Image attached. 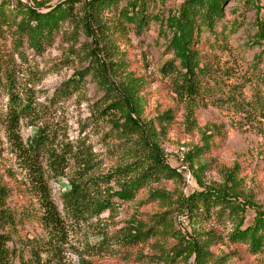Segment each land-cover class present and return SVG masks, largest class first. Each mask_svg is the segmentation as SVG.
I'll use <instances>...</instances> for the list:
<instances>
[{
	"label": "rangeland",
	"instance_id": "rangeland-1",
	"mask_svg": "<svg viewBox=\"0 0 264 264\" xmlns=\"http://www.w3.org/2000/svg\"><path fill=\"white\" fill-rule=\"evenodd\" d=\"M1 1L11 9L18 0ZM36 1L44 4L41 11H47L62 0ZM84 1H76L78 11ZM251 1L264 8V0ZM182 2L151 0L149 10L166 16ZM223 11L217 38L204 35L198 46L208 77L204 99L192 111L174 98L160 74L172 56L159 23H150L138 37L114 33L105 20V27L92 26L91 37L64 26L62 33L68 35L40 55L26 50L24 60L17 59L15 92L21 103H32L33 109L19 119L13 135L0 126V179L11 190L10 207L30 205L29 196L22 192L30 185L21 155L38 133L48 134L54 149L66 144L86 147L96 175L145 165L142 142L150 140L173 172L171 178L159 177L139 190L132 201L113 199L112 211L73 222L61 204V195L68 191L66 177L55 180L45 170L50 199L64 224L58 264H264V251L249 254L245 245L231 241L232 221L222 219L216 209L204 216L187 204L190 194L213 189L264 211V119L254 120L242 111L256 96L264 97L259 81L264 77V57L256 61L260 49L252 43L256 8L245 6L243 0H230ZM91 51L100 63L97 68ZM98 69L106 85L98 79ZM79 76L83 77L81 87L55 100L60 87ZM130 81L137 92L132 104L139 108L132 117L143 131L141 137L118 128L123 121L113 125L110 116L99 115L112 102V94H120ZM6 104V95L1 94L0 111L5 112ZM66 174L70 176L71 170ZM252 217L248 209L244 226ZM135 230L144 232V239L130 244L123 236L129 231L136 234ZM14 236L45 238L34 222L20 224Z\"/></svg>",
	"mask_w": 264,
	"mask_h": 264
},
{
	"label": "trees",
	"instance_id": "trees-1",
	"mask_svg": "<svg viewBox=\"0 0 264 264\" xmlns=\"http://www.w3.org/2000/svg\"><path fill=\"white\" fill-rule=\"evenodd\" d=\"M27 1H32L33 5L18 0L11 9L5 1L0 2V95L5 94L7 98L5 112L0 111V126L12 135L23 114L33 109L32 103H21L15 92L17 59L23 61L26 50L40 55L56 39L68 35L62 33L64 26H71L74 32L81 29L91 37L92 26H106L102 24L103 20L114 28V33H132L137 37L150 23H159L166 50L172 56L160 68V74L167 79L174 98L192 111L204 99L205 78L208 77L206 67L201 65L198 46L204 35L215 37L217 26L224 19L223 6L230 0H183L177 9L168 10L166 16L149 10L151 0H87L82 3L80 11L75 7L77 0L59 1L47 11H41L42 2ZM243 3L256 8L252 43L260 49L256 57L258 61L260 56L264 57V8L251 0H243ZM91 59L97 68L100 63L93 51ZM97 77L106 85L103 71L98 69ZM82 80L83 77L79 76L75 82L65 83L56 93L55 100L70 96L73 90L81 87ZM259 81L264 88V77ZM106 92L111 94L109 89ZM136 95L135 84L127 82L120 94H112V102L99 115H102L101 118L110 116L113 125L123 121L118 128L141 137L143 131L132 117L139 111L132 104ZM242 111L254 120L264 119V97L256 96L252 104ZM50 142L48 134L38 133L21 155L30 185L22 192L29 196V206L19 209L10 207L11 190L0 179V264L60 262L64 224L50 199L45 170L51 173L52 179L66 177L68 191L61 195V204L66 217L73 222L98 218L113 210V199L121 203L132 201L138 191L149 183L159 177L169 179L173 173L165 164L158 145L150 140L142 142L145 156L141 161H145V165L123 166L106 175L93 173L95 162L86 147L66 144L54 149ZM68 170L72 172L70 176L66 174ZM187 204L191 211H199L204 216H210L216 209L222 219L234 224L231 234L233 243L245 245L249 254L264 251V211L224 190L206 189L192 193L187 198ZM248 209L253 211V217L251 223L244 226ZM24 222H34L45 238L15 239L17 227ZM135 231L136 234L132 235L129 231L123 236L130 244L144 239V232ZM196 252L198 254L200 249Z\"/></svg>",
	"mask_w": 264,
	"mask_h": 264
}]
</instances>
